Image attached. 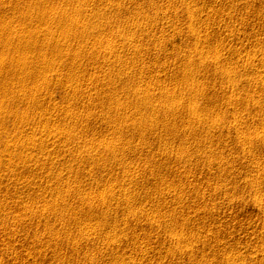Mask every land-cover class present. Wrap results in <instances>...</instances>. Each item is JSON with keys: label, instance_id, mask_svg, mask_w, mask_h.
<instances>
[{"label": "rangeland", "instance_id": "rangeland-1", "mask_svg": "<svg viewBox=\"0 0 264 264\" xmlns=\"http://www.w3.org/2000/svg\"><path fill=\"white\" fill-rule=\"evenodd\" d=\"M92 1L80 0L85 10ZM100 1L104 11L121 7L90 12V22L118 18L120 27L86 37L113 42L121 33L135 40L136 48L115 41L118 64L135 67L140 86L174 89V111L155 112L158 138L138 128L119 136L100 119L89 122L104 106L95 97L99 86L89 89L94 101L83 97L78 110L65 104L74 92L65 99L55 89L42 98L64 109L57 116L49 109L44 123L53 135L78 133V141L53 143L47 131L35 135L30 126L7 123L14 136L38 142L32 152L17 147L14 158L6 157L12 166L0 173V200L24 219L10 232L16 239L0 222V264H264V0ZM126 23L140 27L129 31ZM153 96L160 104V90ZM190 106L210 121L200 122ZM73 113L87 125L59 127V118ZM40 143L55 163L31 168L42 158ZM104 144L114 145L116 159L98 149ZM73 149L92 154L74 158ZM23 156H29L24 164ZM27 180L33 184L26 187ZM4 247L15 251L11 261Z\"/></svg>", "mask_w": 264, "mask_h": 264}, {"label": "bare ground", "instance_id": "bare-ground-1", "mask_svg": "<svg viewBox=\"0 0 264 264\" xmlns=\"http://www.w3.org/2000/svg\"><path fill=\"white\" fill-rule=\"evenodd\" d=\"M99 2L101 1L99 0ZM99 4L93 0L85 10L86 8L80 0H0V145L2 144L0 146V173L4 167L5 170H9L12 166V162H8L6 157L14 158V151L17 147L22 146L28 152H32L33 148L30 144L38 142L34 138L26 139V137L14 136L10 130L5 128L9 122H12L16 130H21L26 125L30 126L35 135L37 132L47 131L44 134L53 143L59 140L76 142L80 139V135L74 131L62 130L53 135V131L44 123L48 119L49 109L53 110L56 116L64 109V106L56 104L50 96L42 98L43 92L50 95L55 89H60L65 99L69 92L75 93L72 99L65 101L67 106L75 110L83 97L86 98L87 95L90 99L87 97L86 101H94L93 97L89 95V89L99 86L95 97L98 99V103L103 102L104 106L97 113L92 114L94 119L88 120L89 122L100 119L119 136L138 128L142 136L149 133L151 137H159L156 130L157 115L155 112L163 111L170 115L174 111V108L169 106L172 102L169 97L174 89L162 92L158 87L154 89L140 86L134 75L135 67L132 65L121 67L118 64L122 63V55L117 53L115 41L136 48L135 40L131 37L121 33L115 34L113 42L107 39L86 37L94 31L96 33L106 31L113 35L115 33L114 26L118 27L120 24L118 18L109 20V22L95 21L92 24L90 12L96 11L98 15H104L108 9L121 7L120 4L117 6L112 4L104 11L98 8ZM85 11L88 14H85ZM131 25L132 23H126L122 27L129 31L130 28L138 29L140 27V25L132 27ZM91 67L94 74L86 82L80 83L79 78L84 77L88 71L92 70ZM52 72H57L59 76L66 75V78L55 80L54 75L50 74ZM44 73H46L45 79L43 78ZM228 76L230 77L229 73ZM45 83L46 86H42ZM159 90V98L162 100H160V104H155L154 98L157 97H154L153 93ZM83 101L85 102V99ZM18 105H26L27 108L21 112L17 108ZM34 110H41V112L38 113V116H33ZM189 113L198 116L201 119L200 122L208 123L210 121V118L200 116L196 106H190ZM77 115L73 113L59 118L57 121L59 127H69L70 124L87 125L85 123L87 120L82 119V121L80 119L84 117L78 118ZM3 138L5 141H2ZM10 138L12 140H8ZM97 147L102 151L111 152V159H116L114 145L104 144ZM38 151L42 158L35 160L31 168L40 169L55 163V159L51 160L52 150L49 147L40 143ZM91 154L92 152L87 149L82 151L73 149L69 152V155L74 158ZM29 156L19 157L18 161L24 164ZM8 173H12V170ZM128 176L133 178L130 174ZM60 178L59 175L55 177L58 183H60ZM6 179L9 181L8 177ZM32 184L30 180H27L24 185L28 187ZM59 186L61 187V185ZM48 189H51V186ZM76 189L78 188H75L72 196L76 194ZM58 194H60L59 191ZM7 206L6 200H0L1 226H4V231H8L9 234L16 230L15 227L23 224L24 219L15 216ZM43 206L47 208V204ZM97 206L98 209L101 207ZM102 206L105 205L102 204ZM52 207L49 208L50 212L58 214L59 211ZM27 209L32 212L30 205L27 206ZM90 232L89 236H94V233ZM84 234L86 233L84 232ZM52 237L56 236L52 235ZM6 248L9 247L6 246ZM107 248L109 249V246ZM5 250L4 247L2 253L8 257L15 254V251L12 253V250Z\"/></svg>", "mask_w": 264, "mask_h": 264}]
</instances>
